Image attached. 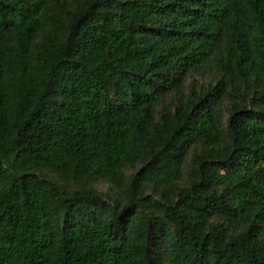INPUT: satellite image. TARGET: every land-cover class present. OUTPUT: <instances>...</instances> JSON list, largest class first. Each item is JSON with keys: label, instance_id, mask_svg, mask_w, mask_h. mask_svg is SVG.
Returning <instances> with one entry per match:
<instances>
[{"label": "trees", "instance_id": "obj_1", "mask_svg": "<svg viewBox=\"0 0 264 264\" xmlns=\"http://www.w3.org/2000/svg\"><path fill=\"white\" fill-rule=\"evenodd\" d=\"M0 264H264V0H0Z\"/></svg>", "mask_w": 264, "mask_h": 264}, {"label": "rangeland", "instance_id": "obj_2", "mask_svg": "<svg viewBox=\"0 0 264 264\" xmlns=\"http://www.w3.org/2000/svg\"><path fill=\"white\" fill-rule=\"evenodd\" d=\"M210 82V78L205 75H199V74H190L186 77L185 82H184V91L181 95H175L171 94L167 97V101L171 102H178L180 100H186L188 96H190L191 91L196 88L200 87L201 85H207ZM223 114H224V119L228 118L230 114V108L228 105L223 106ZM201 149L200 146H196L191 148L190 150V156L195 152L199 151ZM139 167V164H137L135 167H130L126 170V176L127 180H130V177L132 174H134ZM53 179H56L54 176H51ZM63 187L67 190H72L76 186L73 183H65V182H60ZM88 185L92 186L96 189H98L102 194L110 196L112 198L116 197L119 198L121 197L120 192H118L111 184L103 180L102 178L99 177H92L88 180ZM180 185H186L188 183V165L185 167L184 170V177L180 180Z\"/></svg>", "mask_w": 264, "mask_h": 264}]
</instances>
